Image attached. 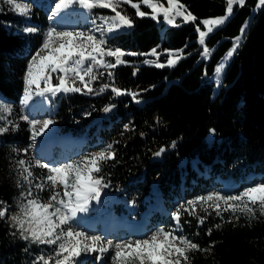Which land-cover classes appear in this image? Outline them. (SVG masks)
Segmentation results:
<instances>
[{"label":"trees","instance_id":"1","mask_svg":"<svg viewBox=\"0 0 264 264\" xmlns=\"http://www.w3.org/2000/svg\"><path fill=\"white\" fill-rule=\"evenodd\" d=\"M18 1L32 6L31 25L40 30L17 31L25 27L23 19L11 10L0 11V98L11 104L13 121L19 125L0 136V201L10 209L20 192L16 161L21 159V151L16 153L13 147L28 149L31 141L30 126L20 119L24 76L57 2ZM180 2L197 17L196 23L179 19V26L174 27L162 16L156 20L138 17L129 8L126 12L133 20L132 29L108 37L110 47L126 52L183 49L184 57L173 68L127 63L114 69L115 86L140 92L143 102L137 103L129 95L114 96L111 91L60 94L52 115L60 133L82 137L85 149L98 151L112 144L117 159L103 165L104 178L110 186L137 199L151 187L166 202L169 195L181 200L206 195L228 181L234 183L235 193L264 181V7L256 10L258 0L234 7L230 20L206 38L212 53L205 58L197 24L222 16L226 0ZM245 21L249 22L245 37L227 66L222 86L217 87L215 69L233 47V38L240 35ZM124 59L138 62L141 57ZM107 105H116L110 117L103 116ZM125 125L132 130L126 131ZM210 129L216 130L213 143L208 139ZM161 147L166 151L155 156ZM257 217L249 220L241 216L228 223L227 216L196 228L181 218L185 232L199 233L194 241L201 248L213 245L210 252L190 253L192 264H264V216ZM217 224L221 227L216 228ZM39 251L13 235L6 219L0 220V264H31Z\"/></svg>","mask_w":264,"mask_h":264},{"label":"snow or ice","instance_id":"2","mask_svg":"<svg viewBox=\"0 0 264 264\" xmlns=\"http://www.w3.org/2000/svg\"><path fill=\"white\" fill-rule=\"evenodd\" d=\"M6 2L17 14L25 17L30 15L31 9L28 4L18 0H6ZM245 4L246 0H226V8L222 16L206 18L197 24L199 44L204 46L201 53L203 57L208 58L212 52V49L206 46V38L209 34L230 20L234 7L243 8ZM142 5L150 9V12L143 11ZM125 6L134 9L138 17L150 15L156 20L162 16L168 25L174 27L179 26L176 23L177 18H182L185 23L197 21V17L188 11L180 0H135V2L134 0H57L51 11L50 20L78 10H83V13L90 16L96 9H107L113 15L93 18L91 22L95 27L87 31L50 26L44 33L40 48L32 55L27 65L21 105L27 106L34 95L56 96L58 93L84 92L92 94L96 91L92 85L101 76L106 74L109 78H113L114 69L129 63L124 59L125 56H150L154 59H145L144 64L156 68L174 67L183 58V49L164 50L168 58L166 63H161L160 56L163 53L158 52L157 48L151 49L149 53H136L109 46L110 34L134 26ZM256 7H264V0H258ZM97 19L100 21L99 24L96 23ZM248 24L249 22L245 21L240 29V35L233 38V47L226 54L225 60L230 59L240 47ZM200 25H203L204 30H201ZM23 31L36 33L39 29L26 27ZM97 32L99 35L96 34ZM224 67V63H221L215 69L217 87L222 86L221 74ZM100 69L104 71H99ZM136 71L138 69L133 71V75ZM53 79L57 83L54 84ZM109 89L114 96L129 95L135 102H140L137 99L140 92L116 87L114 80L111 84L105 83L100 86L96 94L104 93ZM113 107L115 105H107L103 111L110 112ZM11 112L12 106L0 101V136L19 127L9 119ZM20 119L27 121L30 126L33 143L54 123L52 119H29L27 115L21 116ZM125 130L132 129L125 125ZM209 132L213 136L216 134L215 129H210ZM175 144L176 142L173 141L171 146L175 147ZM14 151H23L27 154L28 149H14ZM165 151L166 149L161 147L154 155L160 156ZM116 159L117 154L113 145L108 144L77 160L56 165L41 163L39 160L34 164L25 159L16 161L19 175L16 187L21 189L16 200V210L10 211L9 206L4 201H0V205H3L0 206V220L6 219L9 227L15 230L13 235L18 233L20 239L32 245H44L52 249L47 255L37 256L33 264H84L81 257L93 253H98L96 259L102 261L104 254L113 249L115 252L113 259L117 264H192L190 253L210 252L213 245L201 248L192 238L183 234L181 217L185 213L196 217L198 225H203L212 212L222 220V213H231L228 223L233 220L239 221L241 216L249 220L257 219V213L264 216V181H261L235 194L213 191L188 200L171 213L175 228L159 227L147 238L114 242L100 235H90L76 227L78 214L90 212L93 202L101 203L102 196L106 195L104 190L110 187V182L106 181L103 175V165ZM34 168L46 170V175L43 178L38 177L33 171ZM45 191L49 192L47 199L40 195ZM197 208L206 215L201 216ZM215 227L220 228L221 225L217 224ZM211 232L212 229H209L208 235H211ZM196 235L199 233L197 232Z\"/></svg>","mask_w":264,"mask_h":264},{"label":"rangeland","instance_id":"3","mask_svg":"<svg viewBox=\"0 0 264 264\" xmlns=\"http://www.w3.org/2000/svg\"><path fill=\"white\" fill-rule=\"evenodd\" d=\"M43 1L44 0H39L38 4H42ZM28 5L30 6L31 11H30V15L27 17L21 16L17 14L15 11H13L12 6L9 5L6 2V0H0V11L4 9L11 10L17 16L23 19L24 21L23 25H25L24 28L33 27L31 25L32 6L29 3ZM125 7L126 10L131 8L130 6H125ZM141 8L145 12H150V9H147L143 5L141 6ZM100 15L109 16V15H113V13H111L110 10H107L106 12H100L99 9H96L89 16L88 14L83 13V10H78L77 12L68 14L66 16L62 15L63 18L62 24L64 27H70V26L76 27L81 24V27L71 28V29H80L87 31L89 29H94L95 25H93L91 21L93 18L98 17ZM146 16H150V15H146ZM96 23L99 24L100 21L97 19ZM57 25L50 24V26H57ZM24 28H16V30L25 33L23 31ZM47 29L44 31V33L47 31ZM131 29L132 28L130 29L125 28L122 30L127 31ZM96 34L99 35L98 32ZM157 51L163 53L160 56V62L166 63V60L168 58L167 53L164 52V50L157 49ZM138 56L141 57L140 61L129 62L128 64H132V66H137L140 64H144L143 61L145 59H154V57H150V56L146 57L142 55H137L132 57H138ZM229 60L230 59L225 60L226 64L229 63ZM99 71H104V70L100 69ZM53 76L55 77V75ZM223 77L224 76H221L222 80ZM53 83L55 84L57 83V81L53 79ZM105 83H109V84L113 83V79L109 78L106 74L104 76H101L99 80L93 83L92 86L96 90L95 92H98L100 86H102ZM106 91H110V89ZM60 94H66V93H58L56 96H52L51 94H45V96L34 95L32 100L29 101V104L26 106L27 109H25L24 106L22 105L23 116L27 115L29 119H36V120L52 119V115L56 109V99ZM137 99L140 100V102H143L142 97L139 96ZM0 101L10 104L8 101L1 98ZM9 119L15 121L12 112L11 115L9 116ZM42 141H44L45 144L40 147V143ZM83 143H84L83 138L80 137L73 138L72 135H70L69 133H60L57 124L54 122L50 126L48 131H46L42 136L37 138L35 143H33L32 140L30 141L27 154H25L23 151H21L20 153L19 151H15V152L20 154L21 159L28 160L33 164L35 163V161L39 160L41 163H49L50 165H56L59 163L68 162L70 160H77L81 156L95 152V151H90L89 149H85L84 148L85 143L84 144ZM13 148L18 150V148L15 147ZM33 171L40 178H43L46 175V170L44 169L34 168ZM16 175H17V179H19L18 172ZM233 187L234 184L228 181L225 186L214 187V189L211 192L219 191L223 194H235V192L232 191ZM227 190H230V192H227ZM104 192L106 193V195L102 196V200L100 204H96L95 202H93L91 206L92 210L90 212L78 214L79 220L76 224V227H78L80 230L88 232L90 235H100L105 237V239H111L114 242L119 240H128V239L135 240V239L147 238L148 236H150L152 232H154L159 227H165L166 229L175 228L176 226L175 221L172 219L171 213L175 211L180 204L185 203L188 200H191V199L181 200L177 198H172L169 195L167 201L162 202L161 197L158 195V192L153 187L149 188V193L147 195L143 197H139L138 199L133 195L127 196V194L119 190L117 186L115 187L110 186L109 188L105 189ZM40 195L42 198L47 199L49 192L45 191L43 193H40ZM15 210H16V205L12 209H10V211H15ZM197 211L201 216L206 215L199 208H197ZM222 215L224 219L227 216H231V213L225 212L222 213ZM181 218H185L184 222L190 223L191 227H195L198 225V221L196 217L189 216L185 213ZM214 219H221V218L216 216L215 212H212L211 215L207 216L205 222L208 223ZM112 222L120 224L122 227L121 230L118 232H115V230H110L109 224ZM86 227L89 228L86 229ZM127 227L129 228L124 229ZM182 230L184 235L189 236L193 240H195V238L197 237L196 235L197 231L193 233L185 232L184 231L185 227L183 226V224H182ZM14 231L15 230L12 229V232ZM16 236L19 237V234L17 233ZM35 246L40 251L36 252V255L34 256V259L32 260L31 264H33L37 256H39L40 254L47 255L52 250L50 247L44 245H39V246L35 245ZM97 255L98 253L84 255L81 257V260L84 262V264H117V262L113 259L115 255L114 249L110 250L108 253H105L102 261H98L96 259Z\"/></svg>","mask_w":264,"mask_h":264},{"label":"bare ground","instance_id":"4","mask_svg":"<svg viewBox=\"0 0 264 264\" xmlns=\"http://www.w3.org/2000/svg\"><path fill=\"white\" fill-rule=\"evenodd\" d=\"M50 26V25H49ZM49 26H48V28H49ZM222 63H224V65H225V67H224V70H223V72H222V74H221V76H224V74H225V72H226V68H227V64H226V61L224 60ZM45 144V142L44 141H42L41 143H40V147L41 146H43ZM113 223V222H112ZM110 223L109 225H110V227H109V229L110 230H115V232H118V231H120L121 230V225L120 224H118V223ZM89 227H86V229H88ZM129 227H127V228H124V229H128Z\"/></svg>","mask_w":264,"mask_h":264},{"label":"water","instance_id":"5","mask_svg":"<svg viewBox=\"0 0 264 264\" xmlns=\"http://www.w3.org/2000/svg\"><path fill=\"white\" fill-rule=\"evenodd\" d=\"M259 9L260 8H257L256 10H259ZM115 110H116V105H115V107L112 108V110L110 112H107V113L103 112V116L104 117H110ZM208 139H209L210 143H213L215 141V137L210 132L208 133Z\"/></svg>","mask_w":264,"mask_h":264},{"label":"crops","instance_id":"6","mask_svg":"<svg viewBox=\"0 0 264 264\" xmlns=\"http://www.w3.org/2000/svg\"><path fill=\"white\" fill-rule=\"evenodd\" d=\"M62 15H63V14H62ZM65 16H66V15H65ZM62 19H63L62 17H57V18H56V20L58 21V25H57V26H58V28H60V29H71V28L81 27V24L78 25V26H76V27H72V26H70V27H64L63 24H62V22H63ZM88 23H91V22H88ZM88 23H85V24H88ZM121 31H122V30H121ZM113 34H114V33H113ZM111 35H112V34H111ZM53 75H55V74H53ZM24 108L27 109L26 106H24Z\"/></svg>","mask_w":264,"mask_h":264},{"label":"built area","instance_id":"7","mask_svg":"<svg viewBox=\"0 0 264 264\" xmlns=\"http://www.w3.org/2000/svg\"><path fill=\"white\" fill-rule=\"evenodd\" d=\"M178 19V18H177Z\"/></svg>","mask_w":264,"mask_h":264}]
</instances>
